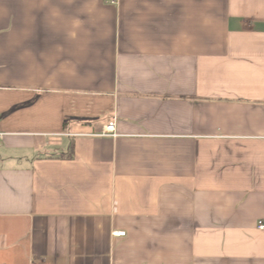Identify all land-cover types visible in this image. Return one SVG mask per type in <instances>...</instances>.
I'll list each match as a JSON object with an SVG mask.
<instances>
[{
	"label": "crops",
	"instance_id": "obj_1",
	"mask_svg": "<svg viewBox=\"0 0 264 264\" xmlns=\"http://www.w3.org/2000/svg\"><path fill=\"white\" fill-rule=\"evenodd\" d=\"M0 134V264H264V0H0Z\"/></svg>",
	"mask_w": 264,
	"mask_h": 264
},
{
	"label": "built area",
	"instance_id": "obj_2",
	"mask_svg": "<svg viewBox=\"0 0 264 264\" xmlns=\"http://www.w3.org/2000/svg\"><path fill=\"white\" fill-rule=\"evenodd\" d=\"M100 136H104V137H117V133H116V126H115V122H111L109 124H107L106 126H104L102 132L100 133ZM2 137V134H0V138ZM258 229L259 230H264V221H259L258 222ZM115 235L117 236H124L125 233L124 232H119V233H115Z\"/></svg>",
	"mask_w": 264,
	"mask_h": 264
}]
</instances>
